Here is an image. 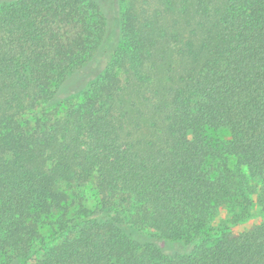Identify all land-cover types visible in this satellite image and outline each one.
I'll return each mask as SVG.
<instances>
[{
	"label": "trees",
	"instance_id": "16d2710c",
	"mask_svg": "<svg viewBox=\"0 0 264 264\" xmlns=\"http://www.w3.org/2000/svg\"><path fill=\"white\" fill-rule=\"evenodd\" d=\"M30 262L264 264V0H0V264Z\"/></svg>",
	"mask_w": 264,
	"mask_h": 264
},
{
	"label": "rangeland",
	"instance_id": "374dc122",
	"mask_svg": "<svg viewBox=\"0 0 264 264\" xmlns=\"http://www.w3.org/2000/svg\"><path fill=\"white\" fill-rule=\"evenodd\" d=\"M228 220V217L225 213H221L216 219L215 221H213L212 225L213 226H217L219 224H223V225H227L226 222ZM260 221V217L259 216H255L254 218H252L250 221L245 222L243 224H239L235 227L231 228V231L234 233H238V232H242L244 230L249 229L252 225L258 223ZM28 264H33V262H30Z\"/></svg>",
	"mask_w": 264,
	"mask_h": 264
}]
</instances>
